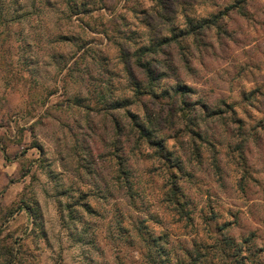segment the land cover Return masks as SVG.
<instances>
[{"label":"clouds","instance_id":"9594fccd","mask_svg":"<svg viewBox=\"0 0 264 264\" xmlns=\"http://www.w3.org/2000/svg\"><path fill=\"white\" fill-rule=\"evenodd\" d=\"M0 264H264V0H0Z\"/></svg>","mask_w":264,"mask_h":264}]
</instances>
